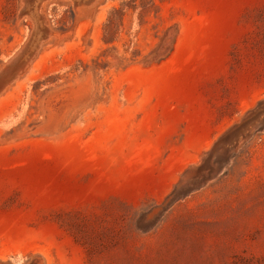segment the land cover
Masks as SVG:
<instances>
[{
  "label": "rangeland",
  "instance_id": "374dc122",
  "mask_svg": "<svg viewBox=\"0 0 264 264\" xmlns=\"http://www.w3.org/2000/svg\"><path fill=\"white\" fill-rule=\"evenodd\" d=\"M28 3L0 0V264H264V0H41L34 44Z\"/></svg>",
  "mask_w": 264,
  "mask_h": 264
},
{
  "label": "water",
  "instance_id": "95a60500",
  "mask_svg": "<svg viewBox=\"0 0 264 264\" xmlns=\"http://www.w3.org/2000/svg\"><path fill=\"white\" fill-rule=\"evenodd\" d=\"M41 0H29V3H28V5H27V13L29 14V15H31V17L34 19V21H35V23H36V33H35V36L37 35L38 36V34H39V36L38 37H40V35L42 34V31H41V20H40V18H39V16H38V11H37V5H38V3L40 2ZM32 44H34V41H33V43ZM31 48L32 47H30L29 49H28V51H26L23 55H22V57L20 58V60H23L27 55H28V53L31 51Z\"/></svg>",
  "mask_w": 264,
  "mask_h": 264
},
{
  "label": "trees",
  "instance_id": "16d2710c",
  "mask_svg": "<svg viewBox=\"0 0 264 264\" xmlns=\"http://www.w3.org/2000/svg\"><path fill=\"white\" fill-rule=\"evenodd\" d=\"M130 2H132V3H134V0H130ZM130 7V8H132V9H135L136 8V4H126V5H122L119 9H113V11L111 12V14H110V16H109V18H108V21H107V23H106V25H105V28L107 27H109L110 26V24L113 22V17L114 16H116L117 14L118 15H121L122 14V10L124 9V7ZM105 41H109V40H105Z\"/></svg>",
  "mask_w": 264,
  "mask_h": 264
},
{
  "label": "bare ground",
  "instance_id": "6f19581e",
  "mask_svg": "<svg viewBox=\"0 0 264 264\" xmlns=\"http://www.w3.org/2000/svg\"><path fill=\"white\" fill-rule=\"evenodd\" d=\"M73 1H75V2H77V3H80V2L82 3V2L85 1V0H73ZM38 36H39V34H38ZM38 36H37V35L35 36L34 43L38 42V40H39V38H40V37L38 38Z\"/></svg>",
  "mask_w": 264,
  "mask_h": 264
}]
</instances>
